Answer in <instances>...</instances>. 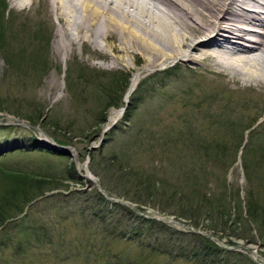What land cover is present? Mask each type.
<instances>
[{
    "label": "rangeland",
    "instance_id": "1",
    "mask_svg": "<svg viewBox=\"0 0 264 264\" xmlns=\"http://www.w3.org/2000/svg\"><path fill=\"white\" fill-rule=\"evenodd\" d=\"M57 24L55 13L45 10L43 0H31L24 8L0 0V143L20 141L34 131L36 136L50 134L65 141L72 153L69 157L65 152L34 146L2 149L0 196L8 193L10 184L18 183L17 177L5 175L6 171H25L62 185L27 208L24 225L17 223L21 215L4 224L0 230V264H264L251 252L264 257V229L257 223L249 228L239 225L237 214H232L224 225L221 216L209 215L194 196L184 201L168 198V185H178L174 172L186 178L184 189L191 191L198 184H204L205 189V180L189 179L194 174L193 164H182L181 159L195 160L192 153L197 142L213 139L215 152L226 160L221 171L227 178L228 198L231 205L240 204L245 216L250 187L243 161L240 155L233 161L232 150L215 149L221 146L215 135L224 132L215 127L218 120H263L257 127L258 139L264 142V86L249 90L207 72L203 65L187 70L173 64L162 72L157 71L161 66L142 72L125 98L133 72L144 64L141 56L124 55V63H119L106 46L75 42L58 48ZM125 78L127 83L121 91ZM219 91L229 99H216ZM140 95L143 98L139 99ZM111 100L117 107H106ZM126 100L125 109L105 131L109 113L120 111ZM30 124L38 125L43 134ZM228 134L226 131L224 140ZM203 153L199 151L197 158L206 160ZM87 170L91 179L84 177ZM93 178L108 196L121 203L106 198L98 203ZM156 180L161 183L156 184ZM260 183L256 178L252 188L264 205V186ZM43 185L47 188L48 183ZM144 187L154 195L147 197ZM39 192L32 188L30 193ZM123 215L130 217L128 228L131 222L136 223L139 238L127 228L131 233L109 239L106 230L114 226L112 218ZM148 217L161 219L156 222L167 229L161 231L153 223L149 226ZM195 224L201 229L194 230L201 231L207 241L216 245L219 240L242 254L221 251L215 261H210L212 255L204 259L192 256L185 248L201 242V235L188 230ZM18 226L26 233L18 235ZM147 236L152 245L143 247ZM166 248L172 249V256L164 254Z\"/></svg>",
    "mask_w": 264,
    "mask_h": 264
},
{
    "label": "bare ground",
    "instance_id": "2",
    "mask_svg": "<svg viewBox=\"0 0 264 264\" xmlns=\"http://www.w3.org/2000/svg\"><path fill=\"white\" fill-rule=\"evenodd\" d=\"M10 1L23 8L31 3ZM43 5L58 21L56 47L106 46L119 63L124 55L141 56L144 64L133 72L126 98L142 72L160 66L162 72L173 64L187 70L203 65L249 90L264 86V0H43ZM118 115L111 111L105 126Z\"/></svg>",
    "mask_w": 264,
    "mask_h": 264
},
{
    "label": "trees",
    "instance_id": "3",
    "mask_svg": "<svg viewBox=\"0 0 264 264\" xmlns=\"http://www.w3.org/2000/svg\"><path fill=\"white\" fill-rule=\"evenodd\" d=\"M126 83H127V79L125 78L123 81L122 87H121V91L125 89L124 87ZM117 105H115L114 100H111L106 107L109 108L111 106H117ZM249 126L250 124L244 127H240V125L236 122H225V124H222L221 122H217V128L225 132L227 131L231 136L228 139L224 140L223 139L224 135L222 136V134L217 133L216 135H218V138H216V135H215L214 139L220 142L219 145L221 146L215 149L220 150V151H221V148H222V151L232 150L231 152L234 153V155H232L233 161H234L235 155H236V148L240 146V144L242 143L243 133ZM207 142L209 143L208 145H207ZM207 142L204 138V141L202 143L197 142V145L193 147L192 155L193 157H195V160H193V158L191 161L186 160V158L181 159L182 164H188L189 162L193 164L192 168L194 170V174L191 173V176L189 179L193 180V178H196V180L201 181L202 183L205 180L206 181L205 189L202 188L204 184L196 185L195 187L197 188H194L191 191L188 189L187 190L184 189L185 186L183 183L186 181V178H182L180 174H176L174 172L172 175H175L177 177L178 185L177 186L168 185V188H169L168 191L171 192L168 198L178 199V201H184L194 196L197 198L196 200L198 201L197 202L198 205L206 208L207 213H209V215L218 214V216H221L222 219L220 220L222 221V224L224 225L228 223L230 215L237 214V217H238L237 222L239 225L240 223H242L241 225L246 224L249 228V226L251 227L252 225H254V223L255 224L257 223V226L259 225L261 230L264 229V217H263L264 205L261 203L254 189L252 188V185L255 183L256 178L261 180L260 185L264 186V148L261 149L259 153H256L255 151H251L249 148H246L244 152L243 168H244V172H245L250 190L247 191V197H246L247 210L245 212V216H243V210H240V204L238 203L236 206L234 204L231 205L232 200L228 198V195L226 193L227 192L226 178L224 175H222V171H221L222 164L226 163V160L225 158L219 157L220 153L217 154L215 152L214 150L215 141L213 139L208 140ZM206 145L208 147H206ZM201 150H203L204 152L203 155H205L206 160L204 158H197V156L199 155V151L201 152ZM213 160H215L214 163H218L216 166H214ZM229 162L230 164L232 163L231 161ZM206 164H210L212 168L207 167ZM218 165H219V170H217ZM199 166L201 167L203 173L200 172ZM8 172L9 171H6L5 175L10 174V175H13L14 178L17 177L18 183H15L14 185L10 184L8 187L9 190L7 191L9 194L5 193L4 195L0 196V226L7 219L20 214L24 210L25 205L30 200H32L35 196L39 194H43L46 191L53 190L54 188H60V184H61V183L53 184L52 182H50V179L46 180L45 178H41L33 174L30 175L28 172H25V171H20V172L11 171L9 173ZM13 176L11 177L12 179H13ZM155 182H158V181L156 180ZM209 182H211L210 186L207 185ZM45 183H48L47 188H46V185H43ZM160 183L158 182L156 184H160ZM5 188L7 187L5 186ZM28 188H31V189H28ZM32 188L36 189L37 191H41V192L31 194L30 192H32ZM44 188H46V190H44ZM144 194L147 197H151L154 195L152 192L149 193L146 187H144ZM9 195L10 197H13L10 201L8 198ZM237 196H239L238 193H237ZM16 198H18L17 199L18 201L16 202V206L11 207L12 209L11 211H9L8 210L9 206L16 200ZM94 198L95 200H97L98 203L99 202L101 203L104 200L102 195L99 192H95ZM241 201L242 200H240V202ZM6 202L8 203V206ZM5 206H7V208ZM117 207H122V206L117 205ZM128 211L131 212L130 210ZM95 214L98 215L97 213ZM95 214L93 213L94 216ZM224 215H227V217H224ZM181 216L186 218L183 214ZM27 218L28 216L26 215L24 216L23 219L19 220L17 223L24 225V222L27 220ZM129 218H130L129 216H124V215L119 218L118 217L115 219L112 218V222L114 223L113 224L114 226L106 230V234H108L109 239L117 238L118 235L124 236L128 233H131L127 231V228H128L127 221H129ZM215 221H218V220H215ZM147 222L149 223V226L151 225V223H153V225H158L159 230L161 231L167 229L165 225L159 222H156L153 220L152 221L148 220ZM131 224L132 225L129 226L128 230L134 231L136 233L137 238H139V233H137L138 231H136V228H137L136 223L131 222ZM192 226L197 228L198 224L197 225L195 224ZM18 228H19V232H17L18 235H22L26 233L22 230L20 226H18ZM206 228L207 230L209 229L213 230L212 227H206ZM24 230L27 231V227ZM168 231L169 230H167V232ZM151 235H152V239L155 240L156 239L155 233L154 234L152 233ZM198 238L200 239L201 242H197L196 244L193 245V247L185 248L191 252L192 256H195V257L201 256L204 259L206 256L212 255V258L210 261H215L218 257L217 256L218 252L222 251L225 253V250L214 245L212 242L207 241L206 238H203L202 236H199ZM149 245L151 246L152 243H151V239L148 238L147 236V240L145 243H142V246L146 247ZM20 250L23 251L24 248H21ZM163 251H165L164 253L165 255L172 256L171 248L163 249ZM113 257L114 256H112V258ZM110 260H111V256L109 257V261ZM210 263H213V262H210ZM108 264H117V262L114 261V263H108Z\"/></svg>",
    "mask_w": 264,
    "mask_h": 264
}]
</instances>
